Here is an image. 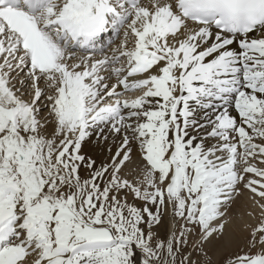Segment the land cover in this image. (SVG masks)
I'll use <instances>...</instances> for the list:
<instances>
[{"label": "snow or ice", "instance_id": "obj_1", "mask_svg": "<svg viewBox=\"0 0 264 264\" xmlns=\"http://www.w3.org/2000/svg\"><path fill=\"white\" fill-rule=\"evenodd\" d=\"M121 31L111 56L71 51ZM261 31L264 0H0V264H177L194 229V251L223 234L239 184L264 199V38H249ZM121 86L142 94L121 99ZM105 128L122 142L97 168L82 146ZM133 140L139 182L122 175ZM169 204L184 223L162 241L152 228ZM249 247L225 264H264V221Z\"/></svg>", "mask_w": 264, "mask_h": 264}, {"label": "bare ground", "instance_id": "obj_2", "mask_svg": "<svg viewBox=\"0 0 264 264\" xmlns=\"http://www.w3.org/2000/svg\"><path fill=\"white\" fill-rule=\"evenodd\" d=\"M123 34V33H122ZM121 35V34H120ZM251 38H264V33H253L250 34ZM111 39V40H110ZM115 39L113 33H108L107 35L104 34L103 38L97 43L95 49H91L87 52L80 50V49H73L75 53L76 60L78 61L81 57L91 56L93 59L103 58L104 54H100L99 52V45L101 44L102 47H105L107 41ZM124 39V37H122ZM239 43V39L237 38V45ZM119 44H113L108 46L109 53L105 54L110 56L113 52V49L118 48ZM100 46V47H101ZM129 47H132V42L130 39ZM106 53V52H105ZM100 54V55H99ZM104 74V73H103ZM106 74V72H105ZM114 76V75H113ZM139 78V77H137ZM20 79H24V73L20 74ZM133 78H130V80ZM112 86L117 84L116 77L112 80ZM42 88H45V84L41 82L40 85ZM17 87H21L17 83ZM24 93H30L31 96V88L29 82L26 81L25 86L23 88ZM117 91L122 92V96L120 98L124 99H134L136 96L141 95L140 92H124L122 86L117 88ZM49 94L48 90L45 91V95ZM27 95V94H26ZM28 100L27 98H25ZM111 102V101H109ZM41 106L47 107V101L42 98L41 101L38 102ZM222 102H217V108L221 106ZM195 113L193 119L197 120L200 123H206L204 112L207 111L208 115H212L211 110H204L201 109L199 106H195ZM231 107V106H229ZM233 115H236L235 111L233 110ZM49 116V115H48ZM41 119V118H40ZM47 119V118H46ZM49 121L52 120V117L47 119ZM47 131L46 135L51 136L54 130V124L49 123L46 126ZM191 135H196V131L190 129ZM104 135L107 136V139H101L96 132H93L91 138L87 139L82 146V153L89 159H94L96 161V167L99 168L101 165L107 166L109 165L112 156L118 150L121 142H122V135L123 134H114L109 131L108 128H105ZM200 136L203 137V132L200 133ZM206 144L211 145L214 143L212 140H206ZM132 148V158L131 162L123 169L122 175L129 179L139 182L142 178V164L143 161L141 159V151L139 149L138 143L133 140L131 142ZM257 167L264 168V164L259 163L258 161H253ZM85 171V170H84ZM87 177L90 176V170L84 172ZM249 177H246V179ZM128 198H133L129 196ZM259 205H264V199L260 198L258 195L252 193L249 189H247L243 183L238 185V190L233 193L232 199L229 203H227L221 210L225 213V216L222 221L225 223V229L223 234L214 237L211 242L204 245V252L194 251V245L199 240V229H194L190 236L188 237V244L190 245L189 253H192L191 260H196V264H205V261L209 259L212 261V264H223L227 259L230 257H235L237 255H241L247 253L245 251H250L249 247V240L251 239V233L253 229L257 228L262 221H264V215H262V209ZM166 219L169 222V231L172 233L173 230L177 229L178 224L182 225L184 223L183 220H178L174 214L172 205L169 204L166 208ZM164 222L162 224V229L158 234L157 238L162 239L164 234ZM191 227V225H189ZM187 250V249H186ZM257 251L256 248H253V251ZM206 253V255H205ZM197 254V255H196ZM196 255V256H195ZM30 258V259H34ZM137 264H142V256L138 255L136 257Z\"/></svg>", "mask_w": 264, "mask_h": 264}, {"label": "rangeland", "instance_id": "obj_3", "mask_svg": "<svg viewBox=\"0 0 264 264\" xmlns=\"http://www.w3.org/2000/svg\"><path fill=\"white\" fill-rule=\"evenodd\" d=\"M123 32L121 31V35L119 34V35H116V34H113L114 35V37H115V39H112V41L110 42V40L109 41H107V44H106V46L105 47H102L101 46V44L99 45V53L101 54H107V53H109V48H107L108 46H110V45H112L113 46V44L115 45L116 43L117 44H119L123 39H122V37H123V34H122ZM260 33H264V31H261ZM101 46V47H100ZM106 52V53H105ZM99 54V55H100ZM112 54H113V52H112ZM111 54V55H112ZM110 55V56H111ZM103 75H105V77H106V83H108L109 84V87L111 88L112 87V79L113 78H115V76H111V78L109 79L108 78V76H109V73L108 72H106V74L104 73ZM27 94V95H26ZM26 94H24V99L25 98H27L28 100L31 98V96H30V93H26ZM140 94H142V93H140ZM121 99H124V98H121ZM40 105V104H39ZM40 107H41V112H40V118H41V121L43 122L46 118L47 119H49L50 118V116H48L49 115V109H48V107H44V106H41L40 105ZM85 170V171H84ZM88 169L87 168H81V170H80V175H81V177H82V179H86V178H88L86 175H85V173L84 172H86ZM128 202L130 203V204H135L136 206H138V207H142V202H140V201H137V200H135V199H133V198H128ZM153 211L155 212V208H153ZM176 218L178 219V220H180L181 221V219L179 218V217H177L176 216ZM166 223L165 225H164V230H162V231H164V234H163V237H162V239H158L157 238V236H158V234L160 233V231H161V229L163 228L162 227V224L163 223ZM180 224H178V227H177V229H175V230H173L172 231V233L173 232H178L179 230H180ZM169 222H168V220L166 219V210H164V212H163V215L161 216V222L158 224V225H155V226H153V228H152V232H153V234L155 235V237H156V239H158V240H162V241H167L168 239H171V235H172V233H170V231H169ZM146 231H147V229H145ZM156 241L154 240L153 241V243H155ZM187 249V250H186ZM250 250V249H249ZM189 251H190V245L189 244H187V246L186 247H183L182 249H181V252L178 254V256H177V264H179V261H180V259L184 256V255H187L188 253H189ZM253 251V248L251 249V252ZM245 252H249L248 250L247 251H245ZM256 252V250L254 251V252H252V253H255ZM197 255V254H196ZM195 255V256H196ZM195 262H196V260H194ZM223 264H225V263H223Z\"/></svg>", "mask_w": 264, "mask_h": 264}]
</instances>
